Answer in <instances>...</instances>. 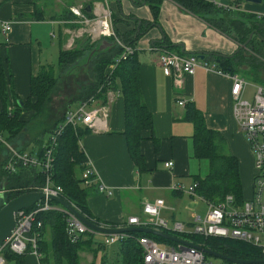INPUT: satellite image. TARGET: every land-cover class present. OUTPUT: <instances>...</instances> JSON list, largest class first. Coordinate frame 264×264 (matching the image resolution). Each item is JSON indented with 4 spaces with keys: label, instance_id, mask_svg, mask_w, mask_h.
<instances>
[{
    "label": "crops",
    "instance_id": "crops-1",
    "mask_svg": "<svg viewBox=\"0 0 264 264\" xmlns=\"http://www.w3.org/2000/svg\"><path fill=\"white\" fill-rule=\"evenodd\" d=\"M93 1L0 0V23L12 21L8 33L3 35L0 32L7 108L13 106V95L21 101L29 99L31 78L38 75L42 66H52V52L56 51L59 57L60 51L66 50L64 45L68 32L77 27L71 8L81 7L86 15H91ZM215 3L231 12L238 10L254 15L264 12V0L260 3L215 0ZM108 5L112 26L121 43L134 42L136 53L125 69L135 67L140 101L151 114L152 123L142 132L139 151L143 161L136 166L129 155L123 133L126 123L124 99L120 93L110 95L106 127L99 132H83L79 140L85 160L91 163L98 178L95 187L87 191V207L93 218L101 223L122 227L127 226L129 217H144L142 205L145 201L161 198L164 208L160 216L167 223L178 221L190 225L196 214L190 211L189 205L196 201L186 189L207 174L208 162L194 155L195 124L186 118L187 106L191 104L205 125L223 137L228 148L226 153L238 160L240 182L248 168L252 185L253 157L246 137L232 114L231 79L214 70L196 68L192 75H184L180 87H177L171 77L164 75L157 62L159 51L152 47L167 48L185 55L202 51L206 53L203 60L214 66L218 63L212 53L223 56L233 54L236 50L234 41L176 0H108ZM153 5L156 6L155 11ZM83 38L77 40V46H83ZM94 43V48H99L94 54L101 53L110 58L117 56L119 47L113 39H99ZM112 70L111 65L105 68L106 73ZM180 100L184 101V105H178ZM71 105L66 110H73ZM33 115L30 110L23 111L20 119L28 123L33 120ZM62 116L52 119L50 125L46 122V126L51 130ZM50 130L42 134L40 144L28 141L21 145L26 150L31 149L32 154H37L40 146L47 143ZM8 150V147L0 146L1 177L4 176L2 163L8 156ZM167 161L172 162L171 168L164 166ZM203 165L205 170L201 172ZM24 170L18 169L14 177L29 169ZM98 183L111 194L99 192ZM93 234V241L82 244L76 251L78 264H101L107 246L102 249L98 244L104 242L107 235ZM51 239L47 230L44 241L49 254L52 253ZM159 244L163 246L166 243ZM48 260L42 262L33 254L26 253L18 257L9 256L6 264H53L51 257Z\"/></svg>",
    "mask_w": 264,
    "mask_h": 264
},
{
    "label": "trees",
    "instance_id": "trees-1",
    "mask_svg": "<svg viewBox=\"0 0 264 264\" xmlns=\"http://www.w3.org/2000/svg\"><path fill=\"white\" fill-rule=\"evenodd\" d=\"M176 1L202 17L213 28L228 36L240 46L248 39L249 34L252 33V38L245 47L238 50L232 56L220 58L218 64L215 65L217 68L220 66L219 69L224 72L235 73L234 70L240 67L242 63L254 64L253 66H255L256 60L254 59V63H252L250 58L244 55L245 49L251 50L258 58L264 60V17L238 10L231 12L230 9L218 7L212 0ZM152 7L155 11L156 6L153 5ZM82 40V47L77 46L75 43L73 48L60 51L57 63L59 69L65 64H73L76 62L74 60L77 55L73 53L67 54V51H71L77 47L81 49L87 44H94L86 37ZM124 44L134 46V42H125ZM95 46L96 45L91 46L89 48L90 51L94 49ZM118 47L117 56L121 52V47L119 45ZM161 49L168 50L167 48ZM135 53L136 51L126 60L119 61L117 64L115 62L117 56L110 58V56L102 55L101 53L93 54V56L95 55L99 58V61L95 64L97 67L95 68L93 86L95 82H98V85L93 90V95L91 97L95 99V105H107L111 94L120 93L122 95L124 99L126 122L123 133L126 137L129 155L136 166H139L141 161H143V157L139 151V142L143 138L142 132L151 126L152 118L151 114L146 111L140 101L135 67L129 66L125 69L134 59ZM211 56H214V53H212ZM78 58L81 57L79 56ZM108 65H111L113 70L106 73L105 68ZM49 73L54 76L52 67L47 65L42 66L38 75L32 77L30 80V98L21 101L13 95V106L9 109L7 108V82L4 77L0 58V103L2 105L0 110V146H6L9 149L11 147L17 152L34 155L31 149L26 150L21 144L15 145V138L21 134L24 128H31L29 122L27 123L20 119L21 112L27 110L34 113L33 121L37 122L35 126V130L37 131L36 138L32 140L34 144H40L42 134L50 130L48 126L44 125V127H42L41 125L44 115L47 114L46 110L50 102L51 83L54 80L53 78L52 81H49ZM241 76L246 77L245 75ZM33 98L35 99L33 100ZM18 102H20L21 105ZM186 118L193 121L195 124L193 135L194 155L196 158L206 159L208 162L207 174L197 179L195 182L197 184L195 193L211 203H218L228 194L235 196L237 200H243L244 197L241 190L238 160L223 150V145L225 144L223 137L218 131L208 128L205 125L202 117L197 115L191 104L187 106ZM62 123L63 118L50 130L47 143L40 146L38 153L35 155H42L51 142V134L56 127ZM31 130L32 128L29 131ZM83 132L90 131L81 125L74 128L71 125H67L61 134H59L52 151L53 172L51 174V180L54 184L62 188V199L69 204H73L78 211L91 222L100 224L101 222L98 219L93 218L86 204L87 191L95 187V183L92 182L91 184L84 185L80 176L85 160L84 152L79 143L80 136ZM9 152L10 150H8V156L2 163V170L7 176V181L9 180L8 186L5 188L8 191L5 194V200L2 201L0 196V206L21 194L38 191V188L43 184L45 179L43 172H41L39 168L29 166H19L16 171L18 169H25L24 171L29 170L23 174L20 172L21 174H18V177H14L16 171L9 172L4 168L9 158ZM30 170L34 172H30ZM49 203L61 206L52 200H49ZM39 218L41 221V227L38 229V250L41 254L40 261L49 262L48 259L51 257L53 264H78V255L76 251L82 247V244L93 241V233L95 232H85L79 235L75 241H72L66 233V215L63 212L54 209L47 210L42 212ZM47 230L52 237L50 242L52 244L51 254H49L46 248L47 244L44 241V234ZM166 233L171 235L174 234L176 237L188 238L193 242L197 241L196 243H202L206 249L232 259L249 260L259 258L255 247L236 240L214 237L204 239L199 236L173 233L169 230L166 231ZM126 235L127 237L110 245L99 242L98 246L100 248L104 249L107 246L106 254L101 264H143L141 248L136 241V238L139 236L148 237L158 243L174 244V242L168 241L162 237L145 232H127ZM109 253L114 254L112 259H109ZM9 256L18 257L22 255H8L7 260Z\"/></svg>",
    "mask_w": 264,
    "mask_h": 264
},
{
    "label": "built area",
    "instance_id": "built-area-1",
    "mask_svg": "<svg viewBox=\"0 0 264 264\" xmlns=\"http://www.w3.org/2000/svg\"><path fill=\"white\" fill-rule=\"evenodd\" d=\"M215 3V0H212ZM91 15H86L81 7H72L74 22L77 27L68 32L65 41V49L74 47L76 41L86 37L91 43L99 39L111 38L120 47L121 52L115 59L126 60L136 51L135 46L121 43L117 36L111 20V10L108 0H94ZM264 17V12L258 13ZM12 21L0 23V32L5 35L11 29ZM159 51L157 62L162 67L164 75L171 77L175 86L180 87L184 75H192L196 68L214 70L219 74L228 76L231 81L230 95L232 99V114L248 142L252 157L254 173L252 176L251 194L248 198L237 200L235 196L228 194L218 203L206 201L202 196L195 193L196 183L186 189V192L193 199L200 200L206 204L203 216L193 215L190 225L182 222L167 223L161 216L160 211L164 208L161 198L152 201H145L142 205L144 217H129L127 226L148 227L163 232L172 231L183 235H193L202 238H227L236 240L256 248L259 258L249 259L255 262H233L222 260L214 262L212 256L205 254L202 250L193 246L181 243L165 244L161 246L158 242L139 236L136 241L141 248L143 264H264V85L255 84L251 98H244V91L249 81L238 73H228L210 65L196 55H185L171 52L159 47H152ZM110 100V98H109ZM95 99L89 98L79 101L72 110H67L63 115V123L58 125L51 134V142L41 156L20 153L10 147L9 158L5 163V170L16 171L20 167L39 168L44 174V182L38 188V192L61 197L62 188L51 180L53 155L56 139L67 125L73 128L81 125L90 132H99L107 125L108 104L95 105ZM109 103V101H108ZM178 105H184V101H178ZM166 168L172 167V162L164 163ZM83 184L96 183L98 178L88 160L83 162L81 172ZM175 188V187H173ZM183 190V187H180ZM97 190L111 194L101 183H98ZM76 208L73 204H71ZM59 210L66 215V233L72 241L85 232H92L80 220L74 217L62 206L52 205L49 199L44 198L33 206L14 213V226L9 236L0 245V264H6L8 255L33 254L40 259L38 250L39 231L41 221L39 215L47 210ZM77 209V208H76ZM78 210V209H77ZM101 226H108L100 223ZM174 235V234H173ZM127 237L126 233L107 235L104 239L106 245L113 244L120 239ZM182 240L195 246L204 247L202 243L193 242L191 239Z\"/></svg>",
    "mask_w": 264,
    "mask_h": 264
},
{
    "label": "rangeland",
    "instance_id": "rangeland-1",
    "mask_svg": "<svg viewBox=\"0 0 264 264\" xmlns=\"http://www.w3.org/2000/svg\"><path fill=\"white\" fill-rule=\"evenodd\" d=\"M85 45V44H84ZM96 45L95 43L93 45L87 44L83 48H75L71 51H67V54H75L76 61L73 64H65L62 67H58L57 64V52H52V72L54 73V76L48 75L49 81L53 82L51 83V89H50V102L47 105V114L44 115L41 125L44 127L46 125V122L50 125L52 123V119H59L68 109L69 105L72 106L74 109L75 103L79 101H83L86 99H89L93 95V90L98 85V82H95V68L97 67L95 64L97 61H99V58H97L95 55L90 57V59H87L90 47ZM240 45L238 43L234 42V49H237ZM244 55L246 57L250 58V61L254 63V59L256 60L255 66L254 64H241L240 67H237L235 73H239L241 75H245L246 79L249 81V85L246 87L244 91V98L250 99L251 93H253V86L257 84L264 85V60L258 58L251 50L245 49ZM252 55V56H251ZM81 58H78V57ZM78 58V60H77ZM101 58V57H100ZM50 63V61H49ZM57 73V74H56ZM35 98H33L34 100ZM46 116V117H45ZM63 117V116H62ZM45 118V119H44ZM39 122V120H38ZM37 122L36 121H30L29 125H31L32 130L29 131L31 128L26 127L24 130H22L21 134L15 138V143L17 145L20 144H26L28 141H32L36 138L37 131L35 130ZM48 130V129H47ZM223 150L225 152L228 151L226 142L223 145ZM205 165H203V169L201 172H204ZM7 176L4 174V176L1 177L0 175V196L1 200H5V194L8 190L5 188L8 186ZM241 187H242V193L243 197L247 198L248 195L251 192V174L250 170L246 168V172L243 175V178H241ZM187 199V198H186ZM192 200V199H190ZM196 201L190 203V211L194 212V214H199L200 216L204 215V212L206 210V205L197 199H194ZM189 204V200L186 202ZM1 204V202H0ZM179 238V237H178ZM197 242V241H196ZM258 254V252L256 251ZM100 257V256H99ZM109 259H112L114 257L113 253L108 254ZM214 262H220L221 260L219 258L212 257Z\"/></svg>",
    "mask_w": 264,
    "mask_h": 264
},
{
    "label": "water",
    "instance_id": "water-1",
    "mask_svg": "<svg viewBox=\"0 0 264 264\" xmlns=\"http://www.w3.org/2000/svg\"><path fill=\"white\" fill-rule=\"evenodd\" d=\"M237 1H240V0H237ZM244 1L253 2V3H260L261 2V0H244ZM251 38H252V33L249 34L248 39L241 46H239L234 51V53H236L241 48L245 47V45L249 42V40ZM176 46H179V45H176ZM180 46H183V45H180ZM98 50H99V48L92 49L89 52L87 59H90V57L93 56V54L95 52H98ZM194 54L199 59L202 60L206 53L202 52V51H198ZM233 54L228 55V56H232ZM214 56L217 57V59H215L216 63H218L220 61V58L228 57V56H223L220 54H214ZM18 103L21 105L20 102H18ZM44 198L52 200V201L58 203L59 205H61L64 209H66L74 217H76L78 220H80L88 229H90L93 232L101 233L104 235H111V234H117V233H127V232H145V233H150V234L156 235L158 237H162V238H164L168 241L174 242V243H181L183 245L196 247L197 249L202 250L205 254L210 255L212 257H215V258L222 259V260H228V261H233V262H242V263L255 262L252 260L232 259V258L227 257L225 255H222L220 253L208 250L205 247L195 246L189 242L182 240L181 238H178L174 235H171V234H168L166 232H163V231H160L157 229H153V228L137 227V226L113 227L110 225L104 227V226H101L99 224H95V223L91 222L89 219L84 217L76 208H74L71 204H69L64 199H62L60 197L51 196V195H48L46 197L44 193H41L38 191H33V192L21 194L15 198L3 203L0 206V245L3 242V240H5L9 236V234H10V232L14 226V213L19 211V210L29 208V207L33 206L36 202H38Z\"/></svg>",
    "mask_w": 264,
    "mask_h": 264
}]
</instances>
